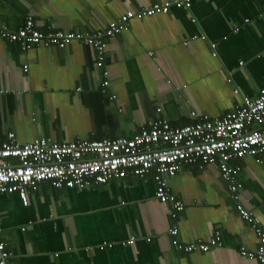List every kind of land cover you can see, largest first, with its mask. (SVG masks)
<instances>
[{
	"label": "crops",
	"instance_id": "obj_1",
	"mask_svg": "<svg viewBox=\"0 0 264 264\" xmlns=\"http://www.w3.org/2000/svg\"><path fill=\"white\" fill-rule=\"evenodd\" d=\"M165 1L172 0H0V22L15 30L30 17L42 31L95 30ZM94 64L86 46L21 51L0 40V143L9 132L21 143L96 141L131 138L158 119L181 127L193 122L191 112L221 118L264 87V0L170 4L107 39L103 68ZM229 165L239 168L240 205L264 233V165L249 157ZM166 184L183 204L174 219L153 198L151 172L82 190L41 182L27 189L26 206L15 193L0 194L7 264H257L239 254L254 252L257 238L215 164H182ZM170 226L181 244L206 241L214 231L220 244L187 253L171 245ZM130 237L131 245L120 244ZM103 242L112 245L99 249Z\"/></svg>",
	"mask_w": 264,
	"mask_h": 264
},
{
	"label": "built area",
	"instance_id": "obj_2",
	"mask_svg": "<svg viewBox=\"0 0 264 264\" xmlns=\"http://www.w3.org/2000/svg\"><path fill=\"white\" fill-rule=\"evenodd\" d=\"M189 2L172 0L127 10L104 28L86 31H42L30 17L15 30L0 22V40L16 44L21 51L35 47L63 49L74 44L86 46L95 52V67L102 69L105 41L126 31L130 21L165 14L170 4L186 8ZM210 46L214 48L213 44ZM211 55L215 54L212 52ZM102 74L105 76V72ZM107 87L108 81L103 80L101 91ZM190 117L193 122L181 127L170 126L166 120L158 119L131 138L96 141L58 143L34 139L21 143L9 132L0 143V194L15 193L21 205L26 206L27 189L33 190L41 182H47L55 189L82 190L127 175L142 179L151 172L153 198L168 205L169 218L174 219L176 213L183 210V204L170 192L166 180L172 178L182 164L194 161L200 166L215 164L229 198L236 203L239 218L249 225L257 238L254 252L239 248V254L255 259L257 264H264V233L259 228L258 219L240 205V184L235 178L239 168L229 165L230 161L244 157L251 158L257 165H264V87L258 90L255 98H241L240 105L221 118L210 119L193 112ZM176 232L170 226L166 229V236L174 248L187 253L206 252L220 244L218 231H214L206 241L197 239L185 244L174 239ZM133 241L134 238L130 237L120 244L131 245ZM111 245L103 242L99 249ZM10 257L11 252L0 237V264H7Z\"/></svg>",
	"mask_w": 264,
	"mask_h": 264
}]
</instances>
